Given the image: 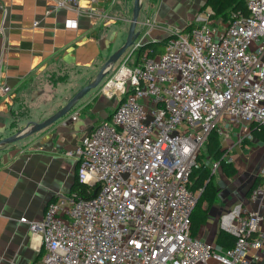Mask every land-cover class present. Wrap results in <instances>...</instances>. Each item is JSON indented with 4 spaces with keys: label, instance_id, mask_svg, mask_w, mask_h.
Returning <instances> with one entry per match:
<instances>
[{
    "label": "built area",
    "instance_id": "obj_1",
    "mask_svg": "<svg viewBox=\"0 0 264 264\" xmlns=\"http://www.w3.org/2000/svg\"><path fill=\"white\" fill-rule=\"evenodd\" d=\"M245 2L248 15L232 11L211 26L216 12L209 7L198 23L172 28L156 57L139 33L98 90L114 100L111 115L69 152L87 194L57 196L40 222L21 217L41 230L42 255L31 264H257L264 257V217L243 204L220 217L221 229L235 237L231 247L191 229L202 190L190 189V175L211 131L264 126V0ZM9 91L0 78V96ZM219 167L214 161L212 172ZM261 176L252 199L264 192V165Z\"/></svg>",
    "mask_w": 264,
    "mask_h": 264
},
{
    "label": "crops",
    "instance_id": "obj_2",
    "mask_svg": "<svg viewBox=\"0 0 264 264\" xmlns=\"http://www.w3.org/2000/svg\"><path fill=\"white\" fill-rule=\"evenodd\" d=\"M206 1L187 6L182 0H141L137 31L149 42L162 40L172 28L198 23L211 7L202 9ZM133 6L134 0H80L78 8L54 0H0V78L10 86L0 96V139L50 118L92 82L125 43ZM148 20L158 26L149 29ZM105 98L89 92L61 119L0 148V264H31L41 257V230L21 217L40 222L52 199L72 192L77 159L69 152L111 115L101 102ZM75 111L80 114L72 120ZM239 135H220L224 157L231 159L225 160L236 172L229 176L221 166L212 172L216 194L211 204L204 203L207 221L196 233L221 248L227 247L217 241L223 212L243 204L264 217V192L252 199L249 191L262 177L264 141L251 134L240 141ZM257 264H264V257Z\"/></svg>",
    "mask_w": 264,
    "mask_h": 264
},
{
    "label": "trees",
    "instance_id": "obj_3",
    "mask_svg": "<svg viewBox=\"0 0 264 264\" xmlns=\"http://www.w3.org/2000/svg\"><path fill=\"white\" fill-rule=\"evenodd\" d=\"M208 6H211L215 10L216 16L220 15L223 17V15L226 16L228 15L229 17L232 11L233 12L241 11L244 15L249 14L245 0H207L205 5L202 7V9H205ZM148 47L150 48L149 55L152 57H156L157 55L163 52L165 47V42L164 41L151 42L148 44ZM250 134L264 141V126L258 124H251ZM206 147L208 153L212 157V160L219 161L221 168L227 175L230 176L235 174L236 169L231 165V163H228L224 158V154L226 150L222 148L220 133L217 129H214L209 134V137L206 142ZM199 164L200 165L197 168L193 169L190 175V184H189L190 189L194 191L199 189L202 190L198 196V200L191 217L192 220L191 229L194 235H196L199 228L207 221L208 207H206L204 203L208 202V204H211L217 190L213 182L214 173H212L211 168L200 162ZM262 181L263 178L258 177L255 183L253 184V187L249 191L251 192L253 188L256 187L258 184H260ZM86 188H87L86 185L76 180L72 187V192L87 194ZM217 241L222 246L231 247L235 242V237L229 234L228 232L221 230L218 233Z\"/></svg>",
    "mask_w": 264,
    "mask_h": 264
},
{
    "label": "water",
    "instance_id": "obj_4",
    "mask_svg": "<svg viewBox=\"0 0 264 264\" xmlns=\"http://www.w3.org/2000/svg\"><path fill=\"white\" fill-rule=\"evenodd\" d=\"M140 9H141V0H134L133 15L132 18L130 19L129 32L125 43L118 50H116L114 53L110 55V57L105 62V64H103L96 78L92 82L85 85L78 92H76L75 95L67 102V104L61 110H59L54 115H52L50 118L41 122H34L32 125H27L24 129L19 130L18 132L12 134L11 136L0 139V148L6 144H11L16 141H19L36 131L44 129L45 127L57 121L58 119H61L63 116H65L71 111L74 105L81 98L86 96L93 89L97 88L100 85V83L103 81L105 76L109 73V69L112 67V65L122 57L125 51L132 45L134 40L139 36V32L137 31V25L138 23H140V19H139ZM167 38L168 35L162 40H157L153 42L165 41Z\"/></svg>",
    "mask_w": 264,
    "mask_h": 264
},
{
    "label": "rangeland",
    "instance_id": "obj_5",
    "mask_svg": "<svg viewBox=\"0 0 264 264\" xmlns=\"http://www.w3.org/2000/svg\"><path fill=\"white\" fill-rule=\"evenodd\" d=\"M182 1L188 6V3L190 1H192V0H182ZM228 18H229L228 15L227 16L226 15H223V21L224 22H226L228 20ZM214 22H215V18L210 21V25L212 26L214 24ZM119 64H120V59L112 65V67L109 69V74L105 76V78L100 83V85L97 88L93 89L91 92H95V91L97 92L99 90L100 86L103 85V83L105 82V80L108 77H110L112 75V73L116 70V68L118 67ZM101 102L104 103V104H106V103L108 104V106L106 107V110H107L108 113H111L113 111V108H114L113 105H114V103L111 102L110 99H107V98H105L104 100L101 99ZM243 131H244V133H247V132L250 131V128H249V125L248 124L243 123V122H240L236 126H234L233 128L230 127V126H227L225 128V133L222 134V136H223V138H229V136H231V133H235L236 134L238 132L239 134H241V133H243ZM240 137H241V135H239V138ZM198 161L200 163L204 164V165H207L208 167H211L212 163L214 162L212 160V157L210 156V154L207 151L206 144H204V146L201 149V155L199 156Z\"/></svg>",
    "mask_w": 264,
    "mask_h": 264
}]
</instances>
